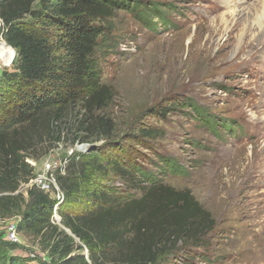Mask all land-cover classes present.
Returning a JSON list of instances; mask_svg holds the SVG:
<instances>
[{
	"label": "rangeland",
	"instance_id": "1",
	"mask_svg": "<svg viewBox=\"0 0 264 264\" xmlns=\"http://www.w3.org/2000/svg\"><path fill=\"white\" fill-rule=\"evenodd\" d=\"M136 1L163 11V21L117 13L111 44L97 51L102 83L114 94L101 112L114 130L111 138L98 134L89 143L111 144V153L137 163L157 182L190 190L211 213L215 226L206 245L171 264H264V48L246 38L218 52L212 35L220 21L213 17L224 12L218 0ZM239 1L242 16L252 0ZM9 52V66L0 58V76L14 68L16 51ZM140 129L158 134L146 137ZM76 134L42 158H28L33 175L48 160L59 165L75 147ZM101 183L119 197L141 196L136 182L113 170ZM29 189L22 184L18 191L25 202ZM86 198L78 211H85ZM24 209L0 215V245L30 264H58L60 258H51L47 243L32 234L18 231L17 240L8 239Z\"/></svg>",
	"mask_w": 264,
	"mask_h": 264
},
{
	"label": "trees",
	"instance_id": "2",
	"mask_svg": "<svg viewBox=\"0 0 264 264\" xmlns=\"http://www.w3.org/2000/svg\"><path fill=\"white\" fill-rule=\"evenodd\" d=\"M120 10L150 22L164 16L136 0H0V34L16 51L14 68L0 76V215L24 205L18 231L47 243L58 264H171L204 247L215 226L190 190L157 182L137 163L111 153V144L74 155L66 175L58 177L65 193L59 208L63 228L52 223L48 194L30 187L25 202L18 193L33 177L28 158L46 156L69 134L77 133L72 144L89 143L98 134L111 138L114 122L101 111L114 94L102 83L97 51L111 44ZM111 170L136 182L141 196L103 189ZM85 196V211H78ZM0 264L30 260L0 245Z\"/></svg>",
	"mask_w": 264,
	"mask_h": 264
},
{
	"label": "bare ground",
	"instance_id": "3",
	"mask_svg": "<svg viewBox=\"0 0 264 264\" xmlns=\"http://www.w3.org/2000/svg\"><path fill=\"white\" fill-rule=\"evenodd\" d=\"M218 1L224 6V12L213 17L220 19L219 23L213 25L214 31L212 34L217 37L218 52L230 48L235 41H239L238 44L242 45L243 39L246 38L252 45L257 44L258 47L262 46L264 48V0H252L251 5L247 7V11L242 16H240V10L237 7L243 2L239 0ZM227 17L231 18L230 21ZM9 50L7 43L0 40V58H3L2 61L6 66L11 64L5 62V59L11 53ZM209 51L210 49H207V52Z\"/></svg>",
	"mask_w": 264,
	"mask_h": 264
},
{
	"label": "built area",
	"instance_id": "4",
	"mask_svg": "<svg viewBox=\"0 0 264 264\" xmlns=\"http://www.w3.org/2000/svg\"><path fill=\"white\" fill-rule=\"evenodd\" d=\"M0 64V70H1ZM91 147L89 143H80L77 142L75 147L71 149L68 155L64 159H60L59 165H56L52 161L48 160L44 163L43 168L36 172L35 175L30 179L27 183L30 187H35L38 190L48 194L51 199L54 201L53 215H52V223L56 225H61L62 217L59 214V208L65 201V193L61 189L58 183V174L61 176L66 175L67 166L71 158L74 155L81 156L87 153V148ZM76 152V153H75ZM59 172V173H58ZM18 224H12L9 227L8 231V239L9 240H17L18 236Z\"/></svg>",
	"mask_w": 264,
	"mask_h": 264
},
{
	"label": "water",
	"instance_id": "5",
	"mask_svg": "<svg viewBox=\"0 0 264 264\" xmlns=\"http://www.w3.org/2000/svg\"><path fill=\"white\" fill-rule=\"evenodd\" d=\"M0 26H1V21H0ZM16 54V53H15ZM88 253V252H87ZM87 253H85V255H88Z\"/></svg>",
	"mask_w": 264,
	"mask_h": 264
}]
</instances>
